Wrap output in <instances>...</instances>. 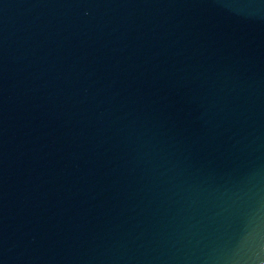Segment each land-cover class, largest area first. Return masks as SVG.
Returning <instances> with one entry per match:
<instances>
[{
  "label": "water",
  "instance_id": "obj_1",
  "mask_svg": "<svg viewBox=\"0 0 264 264\" xmlns=\"http://www.w3.org/2000/svg\"><path fill=\"white\" fill-rule=\"evenodd\" d=\"M0 264H264V0H0Z\"/></svg>",
  "mask_w": 264,
  "mask_h": 264
}]
</instances>
